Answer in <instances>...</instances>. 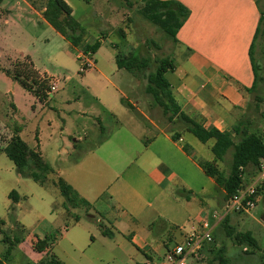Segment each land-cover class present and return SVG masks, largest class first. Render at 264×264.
Returning <instances> with one entry per match:
<instances>
[{"label": "rangeland", "instance_id": "obj_1", "mask_svg": "<svg viewBox=\"0 0 264 264\" xmlns=\"http://www.w3.org/2000/svg\"><path fill=\"white\" fill-rule=\"evenodd\" d=\"M69 2L75 19L87 31L89 43L97 41V36L107 39L93 56L94 70L86 73L80 72L75 50L26 7L44 10L46 0H3L0 4V221L5 222L0 232V259L5 264H45L53 254L63 264H147V257L152 255L150 263L161 264L163 251L153 253L157 245L154 241L161 244L173 236L170 244L173 247L180 240L179 229L163 223L155 208L145 206L146 214L134 211V189L139 188L141 177L146 175L132 162L141 157L138 151L142 142L147 143L155 135L151 120L160 129L187 130L180 113L165 112L145 91L147 77L162 58L172 59L176 42L143 16L142 1ZM258 4L264 14V0H258ZM19 6L25 7L21 11L14 9ZM112 50L120 55L148 58V69L114 73L116 62ZM26 56L31 57L36 70L53 77L39 75ZM253 57L258 82L251 106L254 107L258 96L263 110L264 24L254 44ZM16 72L20 73V79L27 77L29 84L32 80L47 82L48 90L55 77L57 90L45 100H39L14 78ZM132 104L142 115L131 108ZM252 120L254 131L264 135L260 115L256 114ZM14 129H21L20 137L31 148L39 150L55 170L45 186L21 176L2 151ZM138 135L143 140L137 139ZM185 135V144L199 153L198 159L213 161V140L203 144L192 134ZM105 139L110 141L102 145ZM232 158L233 150H230L217 163L218 168L229 174ZM133 173L136 176L131 178ZM60 178L75 187L93 209L86 212L84 208L70 207L67 211L65 198L55 185ZM218 191L212 188L208 192L217 194ZM12 192L16 194L14 199L9 198ZM149 194L147 203H152L154 193ZM227 202L223 192L222 207ZM214 211L211 209L206 216L211 217ZM192 214L195 215L194 210ZM190 215L187 213L179 226L184 232L194 223ZM118 218L126 222L121 232L109 222ZM98 219L113 235H103ZM133 230L145 239L147 246L139 249L132 243L129 233ZM247 232L252 234L257 247L236 239V235ZM36 239H46L52 247L46 253H39L34 249ZM217 244L226 253L229 250L228 255L214 251ZM204 247L208 249L199 264H264V191L249 214L235 213L227 223L217 224L213 242Z\"/></svg>", "mask_w": 264, "mask_h": 264}, {"label": "crops", "instance_id": "obj_2", "mask_svg": "<svg viewBox=\"0 0 264 264\" xmlns=\"http://www.w3.org/2000/svg\"><path fill=\"white\" fill-rule=\"evenodd\" d=\"M65 1L71 6L69 0ZM162 1H175L189 10V16L176 36V50L172 56L175 62V69L167 73V79L175 100L180 106V112L201 123L207 130L217 129L221 132L231 131L240 119L248 115L253 119L256 115V113L253 114L251 106L253 92L251 93L248 90L255 84V70L251 49L262 14L258 0ZM24 7L19 6L14 9L21 11ZM26 7L37 13L44 23L48 24L42 15L43 9L38 11L30 5H26ZM6 21L8 26L9 20L7 19ZM96 39L101 42L98 53L104 47L107 39H100L99 36ZM85 41L87 44L95 42L89 43L88 36ZM66 42L70 45L68 41ZM74 50L76 59L79 61L83 51L80 49ZM112 51L116 62V53L114 50ZM96 54H94V57ZM29 58L33 68L36 70V65L31 57ZM122 70L116 64L114 73L119 74ZM36 71L39 75L53 77L47 73L42 74L38 70ZM102 76L104 77L105 75L103 74ZM54 79L57 80L55 77ZM132 89L134 90V87ZM123 97L126 98L125 96ZM131 108L142 115L133 104ZM150 124L156 130L155 135L147 143L144 144L142 142L140 150L136 149V151L139 150L141 157L139 160L136 159L135 162H132L146 175L141 177L139 188L134 189V211L138 214H146L145 206L155 208L154 212L158 218L163 220V223L172 224L179 229L178 235L180 239L182 238L183 230L179 226L184 222V216L189 212L194 219L193 224L200 216L207 215L211 209H214V212L222 210L217 220L220 222L226 216L231 217L235 214L225 215L224 207H222L223 191L211 177L205 174L199 165V161H201L197 157L199 153L191 150L185 144V134L191 133L188 130L178 132L160 129L157 123L152 120ZM174 135L177 136V139L173 137ZM136 138H141V136L138 135ZM109 141V139H105L102 145L107 144ZM135 176L136 174L133 173L131 178ZM253 177L247 176L246 183ZM212 188L219 190L217 194L208 192ZM73 189L77 191L75 187ZM149 193H154L153 201L156 206L153 205V201L152 203H147V198L150 196ZM78 194L83 197L80 193ZM179 195H183L185 198H181ZM198 196H202L203 199ZM83 198L86 199L85 197ZM145 201L146 203H144ZM193 210L195 215L192 214ZM90 215L93 216L94 213ZM138 220L139 218H137ZM98 222L100 223V228L103 226V228L108 229L107 226L102 224V220L98 219ZM109 222H112V228L120 232L126 228V222L122 218ZM143 229L145 230V228ZM146 233L149 237L152 236L151 232ZM111 235H113V232H111ZM129 237L139 249L147 246L145 239L140 238L136 231H131ZM172 238L173 236L169 237V239L162 241L161 244L158 241H154L157 245L153 253L157 254L163 251L162 256L165 255L170 247ZM142 243L144 245H141ZM221 247V244H217L214 247L215 250H213L228 255L229 250L226 253L225 249ZM207 249L208 247H204L201 257L193 260L191 264H199ZM257 251V253L261 252L260 250ZM152 261V255L148 256L147 264Z\"/></svg>", "mask_w": 264, "mask_h": 264}, {"label": "trees", "instance_id": "obj_3", "mask_svg": "<svg viewBox=\"0 0 264 264\" xmlns=\"http://www.w3.org/2000/svg\"><path fill=\"white\" fill-rule=\"evenodd\" d=\"M130 1V0H126ZM143 2L142 14L154 25L158 26L166 33L173 41L177 42L176 36L178 31L183 26L185 20L189 16V10L182 4L175 1L162 0H139ZM3 0H0V4ZM43 18L45 21L66 41H68L73 49H80L83 53L91 52L93 55L97 53L101 47L99 40L93 44L86 43L87 31L73 16L72 7L65 0H46L44 7ZM264 24V14H261L260 24L255 35V41L260 33V27ZM254 43L251 49V56L254 55ZM149 59L138 56L136 54L120 55L116 53V64L119 69L129 72L148 69ZM255 70V84L248 90L251 93L257 89L258 73L255 60L253 57ZM175 69V62L170 58H162L156 70L150 73L147 77L145 91L152 96L156 105L161 106L165 112L171 110L173 113H180V118L187 124V130L196 137L201 143L207 144L213 140L211 152L214 155L213 161L201 160L199 165L204 170L205 174L211 177L216 185L222 189L225 194V199L229 200L238 190L243 188L247 183L248 177H253L258 172L260 160L264 158V135L254 131V122L250 115L240 119L232 128L231 131L221 132L217 129L207 130L201 123L186 116L180 112V106L175 100L170 83L167 79V73ZM21 75L16 72L14 78L20 80V84L28 91L32 92L39 100H45L48 97L49 87L46 83H39L37 80H32L29 84V79H20ZM253 114H259L264 122V109L261 110L258 102V96L254 99ZM174 110V111H173ZM21 129H14L13 135L5 143L3 152L14 163L18 173L21 176L30 177L41 186H45L48 176L55 172L53 167L44 159L39 150L31 148L19 135ZM177 139V136H173ZM6 142V141H5ZM233 150L232 165L229 174L220 170L217 166L218 162L225 159L227 153ZM61 195L65 198L64 207L69 211L70 207L84 208L86 212L93 209V206L86 199L81 197L77 191L73 189L64 179L60 178L55 182ZM264 191V188L260 192ZM259 192V194H260ZM16 194L12 192L9 195L10 199H14ZM70 205V206H69ZM226 216L221 223L228 222ZM79 217H76V221ZM5 222L0 221V232ZM102 228V233L105 236L111 235L107 228ZM229 236H232L229 232ZM238 241L241 240L250 243L253 247H257L256 240L250 232L236 235ZM34 249L39 253H46V250L52 247L48 241L36 239ZM0 264L5 262L0 259ZM43 264V263H42ZM45 264H63L53 254L50 255V260Z\"/></svg>", "mask_w": 264, "mask_h": 264}, {"label": "built area", "instance_id": "obj_4", "mask_svg": "<svg viewBox=\"0 0 264 264\" xmlns=\"http://www.w3.org/2000/svg\"><path fill=\"white\" fill-rule=\"evenodd\" d=\"M91 52L82 53L79 57L80 72L86 73L94 70L95 61ZM57 80H53L48 94L57 90ZM264 188V158L260 160L257 174L240 190H238L225 204L224 213L249 214L258 201L259 192ZM263 192V191H262ZM220 213L214 212L211 217L202 215L190 227L189 231H182V238L176 241L173 247H169L162 258L161 264H190L199 259L204 246L213 242L215 226L220 223ZM215 220V223H212Z\"/></svg>", "mask_w": 264, "mask_h": 264}]
</instances>
